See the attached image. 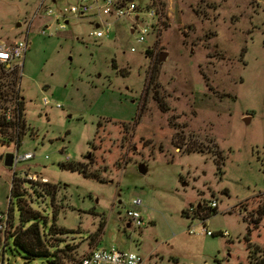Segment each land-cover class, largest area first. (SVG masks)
<instances>
[{"label": "rangeland", "instance_id": "1", "mask_svg": "<svg viewBox=\"0 0 264 264\" xmlns=\"http://www.w3.org/2000/svg\"><path fill=\"white\" fill-rule=\"evenodd\" d=\"M38 2L0 0V41L29 43L17 86L0 68V104L13 114L8 134L18 114L26 127L19 144L0 140V214L18 227L16 174L61 264L108 248L146 264H249L248 246L264 249V0H156L158 23L134 54L127 21L102 40L77 18L41 34ZM138 2L145 9L150 0ZM15 153L35 156L9 169L3 157ZM137 199L143 225L128 228ZM52 224L69 233H46ZM4 258L53 264L26 259L12 237Z\"/></svg>", "mask_w": 264, "mask_h": 264}, {"label": "built area", "instance_id": "2", "mask_svg": "<svg viewBox=\"0 0 264 264\" xmlns=\"http://www.w3.org/2000/svg\"><path fill=\"white\" fill-rule=\"evenodd\" d=\"M156 0H150L145 9L140 8L138 0H39L36 5L33 19L42 23L41 34L46 35L51 28L55 31L66 30L71 18L87 20L94 27L92 37L102 40L112 34L113 27L118 29L119 23H128V32L134 37V45L129 47V52L136 53L135 46L143 45L151 34L152 27L158 23L156 20L158 14L154 9ZM151 5V6H150ZM146 10V11H143ZM150 20V21H149ZM29 49L27 37L5 44L0 41V65L5 66L8 70H21V60ZM21 75V73H20ZM46 105L47 102L45 101ZM5 120L10 123L13 114L6 110ZM17 119V117H16ZM33 153L24 154L21 158L17 153L14 154V165L19 161H30L34 158ZM66 159H70L67 157ZM26 181L35 182L38 177L33 174H25ZM46 183V180H42ZM141 206L140 199L132 202V210H127L124 220L133 229H139L142 225L141 215L138 208ZM209 209H217V201L210 203ZM202 216V215H201ZM193 219V218H192ZM204 224L205 221L197 219ZM9 231V215L0 214V234L4 235ZM207 235L214 236V233L203 230ZM222 237L228 234L221 233ZM5 238L2 240L0 247V264H5ZM72 264H146L142 257L128 253V251L119 248H108L101 250L88 251L83 257L74 261Z\"/></svg>", "mask_w": 264, "mask_h": 264}, {"label": "trees", "instance_id": "3", "mask_svg": "<svg viewBox=\"0 0 264 264\" xmlns=\"http://www.w3.org/2000/svg\"><path fill=\"white\" fill-rule=\"evenodd\" d=\"M0 68L7 70V68L3 65H0ZM18 71L19 69L17 68L10 72V76L15 77L16 86H17V83H19V79L17 78ZM20 78H21V75H20ZM15 93L17 95L18 92L15 91ZM19 100H20L19 110L22 112V109L24 108V104L21 98H19ZM5 111H6V107L0 104V140H2V142L15 141L16 142L15 144H19L20 138H21L20 136L21 134L24 133L23 131L26 129L25 123L23 122V120L20 121V116L18 114L17 115L18 124H17V129H16L17 131L15 132V134H8V130L12 129L13 127H10L11 122L8 123L5 120V115H4ZM61 168L86 174V169L84 168V166L80 164H76V163L61 164ZM15 179H16V174H15V177L12 179V187H11L12 196L11 197L17 198V208L19 211V225H17L18 227L15 228L14 223L12 222V217L9 216V231H7L4 234L5 243L8 237H12L14 245L17 248H19L23 254H25L26 259L32 260L38 257L40 258L51 257L52 258L51 263L61 264L60 259L57 255L58 250L56 249L55 251L50 252V250L55 248L56 246L55 245L52 246L46 241H44L43 236L41 235V230H40L41 227L39 225V221L41 220L46 226V223H45L46 219L43 220L40 212L35 211L29 206H27L24 200V193H21V190H20L21 187L20 185L16 184ZM22 183H23L22 185H24L25 187V182L23 181ZM40 183L43 187L42 190L46 195H48L50 198L55 197V193H56L55 186L50 185L47 182L46 183L40 182ZM211 210H213L214 212L217 211V209H211ZM201 211H203L205 214L202 216H200L201 214L199 212L198 214L197 213L196 214L197 216L202 217L201 219L203 221H206V219L209 218L208 213L206 214V212L203 209H201ZM55 215L56 214L54 213L53 215L54 220H55ZM185 216H188V214H186ZM27 225L29 226L26 227ZM52 226L53 224L49 227L48 230H45V232L46 233L48 232V234L50 235L52 234L63 235V234L69 233L64 229L53 231ZM248 238L249 237L247 234L245 241L247 242L248 245H250ZM1 243H2V240L0 238V245ZM5 247H6V244H5ZM247 250L249 251V256H248L249 264H264V249H258V248L252 249L251 246H248Z\"/></svg>", "mask_w": 264, "mask_h": 264}, {"label": "water", "instance_id": "4", "mask_svg": "<svg viewBox=\"0 0 264 264\" xmlns=\"http://www.w3.org/2000/svg\"><path fill=\"white\" fill-rule=\"evenodd\" d=\"M163 59H164V54H161L159 61H161ZM245 122H248V119H245ZM3 158H4V165L9 169L12 168L14 165V162H13L14 161V154H5ZM139 170L141 171V169H139ZM127 227L130 228L129 224H127Z\"/></svg>", "mask_w": 264, "mask_h": 264}, {"label": "crops", "instance_id": "5", "mask_svg": "<svg viewBox=\"0 0 264 264\" xmlns=\"http://www.w3.org/2000/svg\"><path fill=\"white\" fill-rule=\"evenodd\" d=\"M44 180V179H43Z\"/></svg>", "mask_w": 264, "mask_h": 264}]
</instances>
